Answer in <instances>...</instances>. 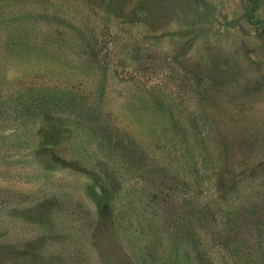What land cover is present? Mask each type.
Returning <instances> with one entry per match:
<instances>
[{"label":"rangeland","instance_id":"obj_1","mask_svg":"<svg viewBox=\"0 0 264 264\" xmlns=\"http://www.w3.org/2000/svg\"><path fill=\"white\" fill-rule=\"evenodd\" d=\"M0 264H264V0H0Z\"/></svg>","mask_w":264,"mask_h":264},{"label":"trees","instance_id":"obj_2","mask_svg":"<svg viewBox=\"0 0 264 264\" xmlns=\"http://www.w3.org/2000/svg\"><path fill=\"white\" fill-rule=\"evenodd\" d=\"M29 108H31L32 112H35L36 110H38L37 112H39L38 114H48L50 111H52L51 109H49V103L47 101H32V103H30ZM9 113V111H7ZM35 114V113H34Z\"/></svg>","mask_w":264,"mask_h":264}]
</instances>
